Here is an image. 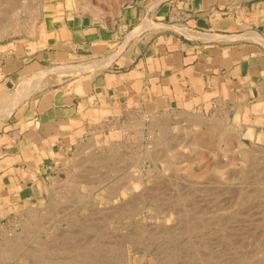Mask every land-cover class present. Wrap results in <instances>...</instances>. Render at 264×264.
I'll list each match as a JSON object with an SVG mask.
<instances>
[{
    "label": "crops",
    "instance_id": "0c3cea01",
    "mask_svg": "<svg viewBox=\"0 0 264 264\" xmlns=\"http://www.w3.org/2000/svg\"><path fill=\"white\" fill-rule=\"evenodd\" d=\"M45 17L50 44L0 50V96L47 67L102 65L50 73L0 118V233L48 203L98 141L146 143L179 126L264 133V0H133L112 20Z\"/></svg>",
    "mask_w": 264,
    "mask_h": 264
},
{
    "label": "rangeland",
    "instance_id": "374dc122",
    "mask_svg": "<svg viewBox=\"0 0 264 264\" xmlns=\"http://www.w3.org/2000/svg\"><path fill=\"white\" fill-rule=\"evenodd\" d=\"M25 1L7 16L0 0V50L50 44L47 14L112 20L133 2ZM64 67L41 71L78 73ZM222 127L83 147L48 203L4 222L0 264H264V133Z\"/></svg>",
    "mask_w": 264,
    "mask_h": 264
},
{
    "label": "bare ground",
    "instance_id": "6f19581e",
    "mask_svg": "<svg viewBox=\"0 0 264 264\" xmlns=\"http://www.w3.org/2000/svg\"><path fill=\"white\" fill-rule=\"evenodd\" d=\"M20 1V0H19ZM17 0H5V3H6V8L5 10L3 9L2 11H4V13L7 15V16H10L11 13L14 11L15 8H17L18 4L17 2H19ZM25 1V0H24ZM20 3V2H19ZM26 1L23 2L20 4V5H25ZM1 4V3H0ZM4 5V4H3ZM22 8H18V9H24L25 7ZM22 12V11H21ZM2 14V13H1ZM3 15V14H2ZM154 23V22H153ZM153 23L151 21H147L145 23V26H152ZM143 26V25H142ZM144 26V27H145ZM157 26V25H156ZM141 29L143 27H140ZM137 30V29H136ZM136 33V32H135ZM136 35V34H135ZM133 37V36H132ZM98 65H101V63H97L95 64V67L98 66ZM91 67H94V66H91ZM65 68V67H64ZM88 67H86L87 69ZM103 68V67H102ZM67 70H72V71H75V72H82L84 71L85 68L83 67H71L70 69L68 68H65ZM50 72H52V70H45V71H38V73L32 75V77H28V78H24V80L22 81L18 91H16V93L14 94H10L9 96L7 97H4L3 100L0 101V117H4V116H8L10 115L13 110L15 109V107L17 105H19L21 102L24 101V99H26L30 94H32V91L34 89H38L41 85V82L43 81V79L48 75L50 74ZM43 84V83H42ZM34 92V91H33ZM250 155V154H249ZM248 156V155H247Z\"/></svg>",
    "mask_w": 264,
    "mask_h": 264
}]
</instances>
